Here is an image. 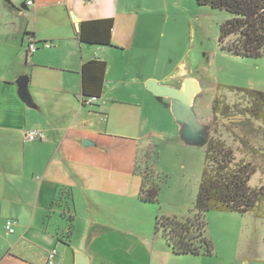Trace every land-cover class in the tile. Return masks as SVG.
Here are the masks:
<instances>
[{
  "label": "crops",
  "instance_id": "crops-1",
  "mask_svg": "<svg viewBox=\"0 0 264 264\" xmlns=\"http://www.w3.org/2000/svg\"><path fill=\"white\" fill-rule=\"evenodd\" d=\"M5 1L13 17L0 34V264H46L53 248L60 264H76L80 252L88 264H102L74 242L76 231L95 239L117 231L125 197L142 207L156 204L139 198L140 154L156 138L181 139L192 125L179 120V101L147 83L153 78L185 90L188 80L174 85L143 74L138 59L152 43L133 26L140 8L125 0H25L22 10ZM109 17L111 46L79 41L82 21ZM28 38L40 44L33 53ZM46 41L53 46L44 47ZM91 60L106 61L107 70L101 97L87 104L81 69ZM22 75L29 77L31 105L19 95ZM164 109L170 128L155 114ZM33 131L45 139L29 140ZM6 220L15 222L13 233Z\"/></svg>",
  "mask_w": 264,
  "mask_h": 264
},
{
  "label": "rangeland",
  "instance_id": "rangeland-1",
  "mask_svg": "<svg viewBox=\"0 0 264 264\" xmlns=\"http://www.w3.org/2000/svg\"><path fill=\"white\" fill-rule=\"evenodd\" d=\"M24 1L15 0L18 10L23 9ZM125 2L140 8L139 16L135 12L134 28L150 35L151 47L138 59L143 74L157 75L174 85L186 78L191 81L198 88L191 111L201 127L196 130L189 125L181 139H170V143L167 138H156V144L141 152L137 171L141 178L161 184L158 203L142 207L125 197L117 231L108 229L95 239L78 230L74 242L88 246L89 254H96L102 264H264V203L245 214L207 212L205 235L213 245L211 255L176 256L162 234L155 232L157 216L181 221L192 216L205 166L206 142L215 128L234 149L237 161L251 162L255 167L250 185H264V124L246 113L249 100L230 90H264V57L242 58L221 49L220 24L231 17L225 10L200 6L196 0ZM12 13L9 2L0 0V34L6 22L10 26ZM217 94L224 95L231 109L228 116L219 113L218 122L213 124ZM162 111H155L161 127L170 128L167 111Z\"/></svg>",
  "mask_w": 264,
  "mask_h": 264
},
{
  "label": "trees",
  "instance_id": "trees-1",
  "mask_svg": "<svg viewBox=\"0 0 264 264\" xmlns=\"http://www.w3.org/2000/svg\"><path fill=\"white\" fill-rule=\"evenodd\" d=\"M200 6L225 10L231 17L220 24L219 45L222 50L242 58L264 57V0H196ZM115 19L112 17L82 21L77 37L93 45H112ZM233 37V38H232ZM107 62L91 60L82 65L83 103L101 97ZM249 100L246 113L264 124V90L231 87ZM224 95L213 102V124L217 115L228 116L231 109ZM256 169L251 162L237 161L234 149L214 129L206 142V160L192 216L181 221L177 217L157 216L155 231L176 255H211L213 245L206 237V214L211 210L245 214L264 203V185L253 187L250 180ZM161 184L142 177L139 198L145 203H158ZM73 218L70 217L72 222ZM72 230V224H71Z\"/></svg>",
  "mask_w": 264,
  "mask_h": 264
},
{
  "label": "water",
  "instance_id": "water-1",
  "mask_svg": "<svg viewBox=\"0 0 264 264\" xmlns=\"http://www.w3.org/2000/svg\"><path fill=\"white\" fill-rule=\"evenodd\" d=\"M17 83L20 87V97L25 103L31 105L33 101L28 87L29 77L27 75H22L17 80ZM186 84V89L180 90L174 87L159 85L156 80L151 79L148 81L147 86L153 93L157 95H168L179 101L181 103V109L177 111L179 120L187 121L192 125L193 128H200V126L197 124L198 122L194 117V114L191 111L194 91H197L198 88H194V86H192L193 84L189 80L186 81ZM76 264H88V257L82 253H76Z\"/></svg>",
  "mask_w": 264,
  "mask_h": 264
},
{
  "label": "built area",
  "instance_id": "built-area-1",
  "mask_svg": "<svg viewBox=\"0 0 264 264\" xmlns=\"http://www.w3.org/2000/svg\"><path fill=\"white\" fill-rule=\"evenodd\" d=\"M87 3L94 2L95 0H84ZM28 4H32V1H29ZM38 43H36L32 38H28V51L30 53L35 52L39 48ZM42 45L46 48H50L53 46V43L50 41H46L42 43ZM96 100V98H89L86 103L91 104ZM28 139L29 140H36V139H45V133L43 131H33L28 134ZM14 225L15 222L13 220H6L5 222V228L8 230L10 233L14 232ZM46 264H60L58 261V250L56 248L51 249L48 252V257H47V262Z\"/></svg>",
  "mask_w": 264,
  "mask_h": 264
}]
</instances>
